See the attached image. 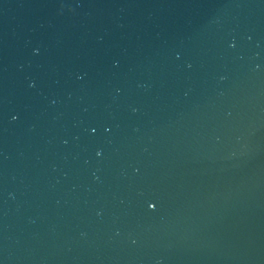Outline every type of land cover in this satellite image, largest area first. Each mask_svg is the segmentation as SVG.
I'll return each mask as SVG.
<instances>
[{
  "label": "water",
  "instance_id": "obj_1",
  "mask_svg": "<svg viewBox=\"0 0 264 264\" xmlns=\"http://www.w3.org/2000/svg\"><path fill=\"white\" fill-rule=\"evenodd\" d=\"M0 264H264V0H0Z\"/></svg>",
  "mask_w": 264,
  "mask_h": 264
}]
</instances>
